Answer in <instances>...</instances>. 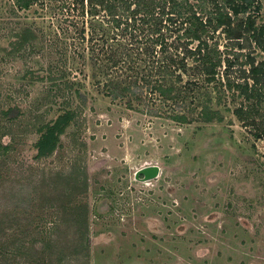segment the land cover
Listing matches in <instances>:
<instances>
[{"label":"rangeland","instance_id":"1","mask_svg":"<svg viewBox=\"0 0 264 264\" xmlns=\"http://www.w3.org/2000/svg\"><path fill=\"white\" fill-rule=\"evenodd\" d=\"M47 10L0 0V264H264V135L231 112L245 100L223 90L219 119L186 122L111 100L90 41L54 39ZM24 27L36 35L19 41ZM64 109L56 145L35 156ZM145 164L156 176L134 178Z\"/></svg>","mask_w":264,"mask_h":264},{"label":"trees","instance_id":"2","mask_svg":"<svg viewBox=\"0 0 264 264\" xmlns=\"http://www.w3.org/2000/svg\"><path fill=\"white\" fill-rule=\"evenodd\" d=\"M12 4L16 9L47 7L59 19L54 39L90 41L87 57L104 76L93 82L105 86L111 100L128 95L150 115L163 114L178 122L193 115L207 121L220 117L217 108L209 107L211 101L218 104L223 90H235L231 99L236 94L245 101L231 112L251 127L253 136L264 135V19L255 22L258 0H12ZM220 34L222 49L213 38ZM35 35L24 27L15 36L21 41ZM256 48L262 52L258 58ZM200 84L203 90L197 94L203 96L202 103L189 95ZM71 116L64 109L40 127L35 156L56 145Z\"/></svg>","mask_w":264,"mask_h":264},{"label":"water","instance_id":"3","mask_svg":"<svg viewBox=\"0 0 264 264\" xmlns=\"http://www.w3.org/2000/svg\"><path fill=\"white\" fill-rule=\"evenodd\" d=\"M157 170L156 164H145L133 171V177L139 180H147L156 176Z\"/></svg>","mask_w":264,"mask_h":264}]
</instances>
